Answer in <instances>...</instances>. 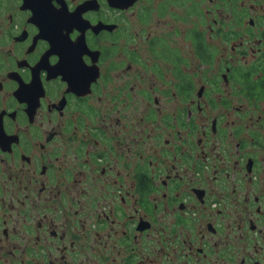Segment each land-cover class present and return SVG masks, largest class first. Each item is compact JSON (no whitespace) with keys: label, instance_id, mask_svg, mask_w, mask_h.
Listing matches in <instances>:
<instances>
[{"label":"flooded vegetation","instance_id":"obj_1","mask_svg":"<svg viewBox=\"0 0 264 264\" xmlns=\"http://www.w3.org/2000/svg\"><path fill=\"white\" fill-rule=\"evenodd\" d=\"M0 264H264V0H0Z\"/></svg>","mask_w":264,"mask_h":264}]
</instances>
